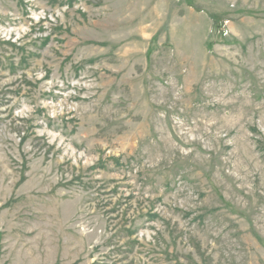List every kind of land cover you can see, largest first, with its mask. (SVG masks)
Listing matches in <instances>:
<instances>
[{
	"label": "rangeland",
	"instance_id": "1",
	"mask_svg": "<svg viewBox=\"0 0 264 264\" xmlns=\"http://www.w3.org/2000/svg\"><path fill=\"white\" fill-rule=\"evenodd\" d=\"M0 264H264V0H0Z\"/></svg>",
	"mask_w": 264,
	"mask_h": 264
}]
</instances>
